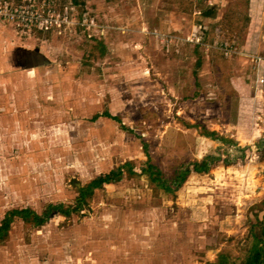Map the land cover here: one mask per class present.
<instances>
[{
  "label": "rangeland",
  "instance_id": "374dc122",
  "mask_svg": "<svg viewBox=\"0 0 264 264\" xmlns=\"http://www.w3.org/2000/svg\"><path fill=\"white\" fill-rule=\"evenodd\" d=\"M20 1L19 8L0 0V44L7 46L2 56L12 49L29 63L0 69V78L28 80L14 86V109L20 117L38 109L44 123L35 133L19 127L12 146L0 149V221L11 208L72 206L79 186L123 164L134 173L123 167L120 181L95 190L80 215L54 213L38 228L15 221L0 242V264H205L227 240L248 252L257 246L264 83L258 94L248 77L230 82L228 75L240 74L238 67L252 75L251 61L241 56L250 49L248 35L255 40L248 53L263 54L264 0H44L37 8L35 0ZM11 9L20 16L7 21ZM26 11L29 20L21 18ZM44 19L56 25L39 37L34 27ZM99 40L105 55L87 58ZM216 40L235 49L230 62L212 48ZM25 94L32 96L27 113L16 104ZM205 130L246 147L243 157L189 174L169 193L141 174L149 155L169 186L180 163L217 145L201 135Z\"/></svg>",
  "mask_w": 264,
  "mask_h": 264
},
{
  "label": "trees",
  "instance_id": "16d2710c",
  "mask_svg": "<svg viewBox=\"0 0 264 264\" xmlns=\"http://www.w3.org/2000/svg\"><path fill=\"white\" fill-rule=\"evenodd\" d=\"M15 1L20 2V0ZM70 3L73 6H81L83 0H70ZM209 13L210 10L205 11L204 15L207 16ZM45 33L49 32L38 31L37 35L42 37ZM226 38L230 42L234 40L231 31ZM105 52L106 46L103 41L99 40L91 47L90 54H87V58L89 57L91 59L94 56L103 57ZM232 95L237 99V94L235 92L232 91ZM107 117L112 120H117L116 117H113L110 114H107ZM201 135L208 138L212 142H217V145L202 154L199 159L185 162L182 168L178 169L180 173L169 176V186H164L162 180H160V176L163 172L157 166L150 163V156L147 154V161L140 168L141 174L148 177L150 182L155 185L156 188H161L164 192L169 193L182 187L189 174H208L211 168H217L219 165L228 167L236 164L244 155L243 151L246 147L238 146L236 141L233 139L222 138L215 132L208 130L202 132ZM230 148H235L233 152L234 154L230 152ZM256 149L258 152L264 151V136H262L256 143ZM123 167H126L127 173H134L133 167L127 163L119 166L115 171H109L106 174L96 176L86 185L78 189V195L76 196L72 206H65L62 203H48L45 205L40 214L27 207L7 211L0 221V242L6 239L12 223L17 220L37 228L43 226L49 220V217L54 213L62 215L65 218L70 217L72 214L80 215L83 209L88 208V200L95 190H101L106 185L114 184L120 181L121 176L124 174ZM252 232L258 244L246 255L221 249L212 261L205 264H264V220L257 222L256 227H254V229L252 228Z\"/></svg>",
  "mask_w": 264,
  "mask_h": 264
},
{
  "label": "crops",
  "instance_id": "0c3cea01",
  "mask_svg": "<svg viewBox=\"0 0 264 264\" xmlns=\"http://www.w3.org/2000/svg\"><path fill=\"white\" fill-rule=\"evenodd\" d=\"M0 33L2 34L3 32H0ZM259 37L260 38L262 37L264 39V32L260 33ZM3 40H6V36L3 37L2 41ZM253 45H255V40L252 37V35L251 36L248 35V38H247L246 43H245L244 46H245V48L247 46L250 49H253ZM257 45H258L257 47L260 48L261 45L260 46H259V44H257ZM261 47H262V50H261L262 52L261 53L264 54V40H263V45ZM5 49H7L6 44L1 43L0 44V69H3L4 71H7V70L10 71V70H12L15 67L17 69V68H19L20 66H23V65L27 66V64L29 63V62L27 63L28 56L24 55V56H20L18 59H16V58H14L15 55L12 56V49L9 50V52L5 53L4 56H2V53L4 52ZM249 50L244 49L242 54H241V56L242 57L244 56V58L247 59V57H249L250 55H254V53H252V52L248 53ZM238 54H240V53H238ZM22 59H25V60H22ZM247 60H250V59H247ZM17 61H18V63H17ZM237 69H238L237 71L240 74H234L233 73V75H228V78H229L230 82H233V80H235L236 78L242 79L243 77L244 78L248 77L250 79L248 81V84L250 83L251 89L254 92V90H255L254 89V82H253L254 75H253L252 70H251V72H252V75H251L252 77H251V76L245 75L244 73H246V72H244L242 68L238 67ZM257 75H258V77L264 78V62H263V64L261 63L259 65ZM27 82H28V80L24 81V80H22V78H13V76H4V77L0 78V149H7V148L12 146V144H13L12 133H14L15 131H18L19 127H21L22 132L24 134H27L29 130H31L33 133H35L37 131L38 125L41 124V123H44V120H43L44 119V114H42V113L39 114V110L38 109L33 110L31 114L21 115L22 117H20L19 116L20 114L14 109V106H13V103H14V97H13L14 96L13 95L14 94V86L15 85H17V86L21 85L22 87H24V85L27 86L26 85ZM246 83H247V80H246ZM263 94H264V92H263ZM25 95H26V99L25 98L22 99V97L20 96L21 100L19 99L16 102V104L19 106V108H22L23 106H25L27 108V111H26V113H27L28 110H29L28 109L29 105H32L31 101H29V99H31L32 96L29 95V94H25ZM260 97H264V95L260 96ZM24 99H25L26 102L23 103L22 100H24ZM28 115H31V117H29ZM38 115H40L43 119L39 120L37 118ZM19 118H22L21 122H20ZM18 121L20 122L19 125H18ZM15 144H16V147H19V148L23 147L21 139L18 140V143H15ZM184 164H185V162L180 163L178 168L179 167L181 168ZM91 180H89L88 182H90ZM86 184H84V185H86ZM81 187L82 186H79L76 189V193H75V196L73 198V202H74L76 196L78 195V189L81 188ZM49 203L56 204V202L55 203L49 202ZM58 203H62V202H58ZM62 204H64V203H62ZM24 207H27V208L31 209L28 206H24ZM21 208H23V207H20L19 209H21ZM11 209H18V208H11ZM11 209H9V210H11ZM9 210H7V211H9ZM31 210H33V209H31ZM33 211L36 212L35 210H33ZM41 212L42 211L36 212V213L40 214ZM17 221L18 222H22L20 220H17ZM8 234H9V232H8ZM234 240L235 239H230V240H227L226 242H222L219 245V247H218V249L216 251L219 252L221 249H225V250H228V251H231V252H234V253L246 255L248 253V251H249L248 246H241L239 243H237L236 244L237 249H235V248L232 247L234 245L233 244Z\"/></svg>",
  "mask_w": 264,
  "mask_h": 264
},
{
  "label": "built area",
  "instance_id": "2783aa9c",
  "mask_svg": "<svg viewBox=\"0 0 264 264\" xmlns=\"http://www.w3.org/2000/svg\"><path fill=\"white\" fill-rule=\"evenodd\" d=\"M35 1L36 2L33 3L35 8L39 7V2L40 3H44L45 2L44 0H42V1L41 0H38V1L35 0ZM21 2L22 1L17 3L19 5V8L22 6ZM193 2L200 3V2H202V0H193ZM18 11L19 10L11 9L10 11H8L9 14L4 13L3 16H4L5 19H7V21H10V20L14 21L15 19H17L16 17L20 16V14H16V12H18ZM22 14H24V13H22ZM29 14L31 15V13H29V11H26V15L25 16L23 15L21 18H25L26 20H29L30 19V15ZM48 20L49 19H44L43 22H42L43 24H41V26H40V29L36 30L35 29L36 27H34V31L35 32L36 31H44V32L48 31L49 32L51 29H53L55 27L56 23L52 24V21H50L49 24H48ZM194 40H195V38H192L191 41H194ZM196 43H199V42H196ZM212 48H217L220 52H222L223 55L226 58V62H230V56L235 53L234 52L235 49L233 48L232 45H229L228 43L222 42V41H219V40H216V41L213 42ZM248 58L251 61V66H252V70H253L252 72L254 74V79H253L254 89H255L256 92H258L257 88L259 86H261L262 83H264V79L262 77H258V75H257L259 65L264 62V54H262V55H258V54L250 55Z\"/></svg>",
  "mask_w": 264,
  "mask_h": 264
},
{
  "label": "bare ground",
  "instance_id": "6f19581e",
  "mask_svg": "<svg viewBox=\"0 0 264 264\" xmlns=\"http://www.w3.org/2000/svg\"><path fill=\"white\" fill-rule=\"evenodd\" d=\"M259 91V90H258ZM258 94H260V92H257Z\"/></svg>",
  "mask_w": 264,
  "mask_h": 264
}]
</instances>
